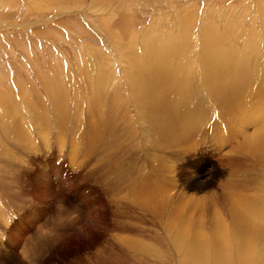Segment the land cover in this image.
Segmentation results:
<instances>
[{"label":"rangeland","instance_id":"rangeland-1","mask_svg":"<svg viewBox=\"0 0 264 264\" xmlns=\"http://www.w3.org/2000/svg\"><path fill=\"white\" fill-rule=\"evenodd\" d=\"M67 1L0 0V264H109L111 257L101 255L98 250L106 249L112 241L118 242L122 239L125 241L119 244L128 247L126 248L128 253H133L134 250L129 242L137 240L150 244L153 241L151 236L157 232L163 233V236L157 235L160 237V241L157 242L162 249L157 245L153 248H159L157 251H161V254L157 253V256L165 258V261L156 262L157 259H154L152 250L145 254V257L150 261L145 264H155V262L157 264H183L185 250L180 252L178 248L172 245V242L166 238L168 237L167 229L160 231L163 228L159 225L163 223L164 218L163 212L159 213L161 207H158L156 202L165 203L166 198L163 194L166 195L165 192L168 191L167 193H169L172 188L180 186V183L175 181L179 177L177 176L179 172H183L185 176L189 170L198 166L200 169L204 168L202 171L204 174L208 169L206 164L209 160L213 161L211 170L221 166L226 172L224 176L217 178L216 187L206 188L210 194L217 193L223 197L217 205L219 207L215 210V207L208 206L211 202H197L202 204V206L198 205L201 208L197 205L196 207L191 206L190 209L184 210L186 214L183 213V216L186 218L191 216L193 222L202 218L203 223L200 221L198 225L194 224L196 226L191 224V228H195V234L198 233L196 231L197 226L203 232L213 233L216 223L215 219H212L213 214L222 205L219 212L228 224L225 226L228 229L226 230L228 235L224 234L226 238L222 239V244L219 246V250L222 251L220 253L224 254L225 257L228 255L223 264H242L239 261V256H237V253L240 255L241 251L237 247L236 235L231 230V223L234 222L235 217L230 215V213L232 214L233 200L228 193L237 191L238 188L233 189V187L244 181L247 185L249 184L248 193L261 196V199L264 197V193L254 192L256 187H260V190L264 191L261 187L264 176V157L259 150L253 148L264 143L263 135H261L262 137L255 135L264 130V128L260 129L261 126H264V84L254 83V77L259 73L255 68L256 66L252 65L254 61L249 64L251 69L248 66L245 68L247 69L246 72L249 73L247 80L240 76V71L237 72L239 74L238 79L234 77L231 78V81L227 80L234 84L233 88L237 89L234 90L235 92L232 90L231 92L226 91L225 94L219 92V90L223 91L226 85L224 87L212 86L214 81H210L212 84L210 87L213 90L208 88V85H204L207 89L206 95L213 99L210 98L212 102L216 103V109L219 107V113L221 114L220 107H223L222 109L226 114L225 116L219 115L222 117L219 122L216 120L218 129L214 132L215 136L203 138L204 132L208 131L207 128L200 137L198 134L194 136L193 122L195 120L192 119L191 112L195 105H191L192 107L189 109L186 107L188 110L187 123L179 131L176 129V132L170 131L168 134L166 132L161 134L156 131L155 145L157 150L161 149L159 153H166V157L177 156L173 155L175 153L179 154L182 161L181 166L183 168L189 166V170L175 172L177 168L182 167H178L174 163L170 164L171 159L168 161V158L164 160L163 157L154 161L152 156L150 161L153 164H139L138 166L147 167L146 169L151 170V175L164 184V187L154 196H146L144 200L131 199L127 191H130L133 186L129 187L125 181L123 182L127 187H123V192H117L112 196V192L103 178L107 177L109 183L118 179L120 162L117 163V159H121L124 153L115 150V153L111 154L113 156L109 157L108 149L105 147L99 148L97 151L91 149L93 147L91 142L98 145L102 139L91 137L87 133L89 127L85 114L93 106L91 100L94 99L93 92L95 91L94 88L96 89L94 86L98 82V84L103 85L105 80L107 82L103 85L104 89H106V85L111 89L108 87V91L104 92L103 90L100 95L102 94L104 97L101 95L102 97H97L98 100H102L101 102L104 103L106 97L105 101H110L108 108L137 107L134 102L137 89L134 88L135 82H133L136 77L132 81L131 73L127 70L126 61L129 56V54L126 56L127 49L132 51L128 53H138L139 60H143L146 69L149 68L147 69L148 75H151L152 71L155 70L153 66L154 57L145 55V47L152 41L161 47H164L165 43H167L165 45L167 48H172L174 45L176 49L174 50L179 53L174 55L175 52L173 51V56L170 55L172 56L171 59L177 63L182 58L186 64L192 58V67L194 68L199 61V67L201 68L200 64L203 67L204 59L210 56L211 60L220 61L219 58L216 59L217 56L227 52L228 49L243 50L242 52L246 50L245 53H259L261 49H264V0ZM101 10L109 16L103 15ZM205 28H210V32L214 30L212 33L215 36L213 42L215 41L216 46L220 47L216 50L215 57L202 45L209 38V36L205 37L204 35ZM161 39L163 41L160 43ZM156 62L154 61L155 64ZM92 66L94 67L92 68ZM255 69L258 73L254 71ZM194 72L196 73V70ZM201 72L203 73L202 68ZM105 77L107 78L104 80ZM94 78L95 81H93ZM238 83L239 87L237 86ZM174 84L171 88L172 91L169 92L163 87V91H166L163 92V100L167 101L174 98L169 96L177 89ZM209 89L211 90L209 91ZM52 91L62 95L60 97L67 101V103L65 102L67 107L70 104L71 107L69 106L68 111H75L77 108L75 112H79V121L72 119L71 124L69 122L66 124L58 119L50 126L48 125L49 121L45 120V116L38 119L32 117L36 122L35 128H32L35 131L28 132L30 129L27 127V130L21 132L20 129L12 127L15 120L16 122L21 120L20 114L32 113L34 109H38L41 101L48 105L47 112L58 110L57 105L55 110L50 103V100L55 102L53 100L55 94L50 99L47 96ZM36 95L37 97H35ZM159 96L160 94L156 95L155 98L159 100ZM158 100H156L157 105H162V102ZM245 100L249 101L246 102ZM176 101L180 102L181 97ZM73 103L75 106L78 104V106L73 107ZM167 115H171L176 125L178 120L175 121L172 107H170V113ZM236 117L239 119L235 120ZM231 118L233 121H229ZM27 120L32 122L30 118L25 119L27 125L30 123ZM211 121L209 119L211 125L213 122L216 123V121ZM204 126L206 127L205 124ZM102 132L101 129L99 134L102 135ZM225 132L227 133L225 134ZM263 133L264 131L261 132V134ZM27 135L29 137H26ZM247 135L248 139L245 138ZM190 136L191 138L194 136V141L189 145ZM254 137L256 138L252 143L251 140ZM161 141L163 143H160ZM185 143H188L189 147ZM25 144L27 145L25 146ZM120 144L121 141L117 142L116 147L119 148ZM194 144L195 147H193ZM251 144L254 146L251 147ZM179 148L184 151V157L181 156L182 151L177 153ZM252 149L255 151L252 152ZM190 153L192 154L189 155ZM198 153L199 155H207L209 160L199 158ZM146 158L148 159V157ZM155 162L160 163V165L167 162L166 166L169 167V171H163L162 167L154 165ZM116 164H118V169H116ZM107 166H113V170L107 169ZM254 168L257 171L260 169L258 171L260 174L256 171L254 173ZM47 172L50 173L48 181L43 183L44 176L42 173ZM147 172H143L140 177L146 175ZM204 175L214 177L215 172L212 171ZM251 175H254V182L248 183ZM228 179H233L230 185L225 184L228 183ZM48 187H52V190H49ZM167 187L169 188L167 189ZM179 189H175L170 196L174 197ZM198 192V196L204 195L201 191L190 190L188 187L182 196L189 202L194 193ZM125 194L127 195V198L124 199L126 202L120 201ZM95 197L98 200H95ZM178 199L180 198L174 199L173 209H177L179 206L182 209L181 205L186 202L183 200L179 203ZM119 203L122 205L119 206ZM94 204L101 206V212L103 211L101 213L102 219H99L97 223V225H104L106 229L103 237L100 234H94L91 229L92 219H89L91 214L88 209L91 210ZM147 204L151 207L144 206ZM153 206L156 207L153 209ZM259 206L258 212L261 214L263 210L262 214L258 218L252 215L253 219L246 222V226H249L251 230L253 227L255 234L258 235L254 234V237L251 236V240L249 239L248 243H245V245L248 244L250 250L253 249L251 252L254 254L248 259V264H261L259 257L264 255V244L262 245L264 242L261 243L259 237L262 233L264 236V200L262 204L260 202ZM172 207H169L171 210L168 209L173 211ZM253 209L249 211L250 214ZM122 210H127V212L121 213ZM140 214L152 218L153 221L150 223L144 221ZM206 219L207 221H205ZM159 221L161 223H158ZM117 225L118 229H116ZM189 225H187L188 228ZM198 228L197 230H199ZM176 229L177 227H175ZM183 230L185 229L183 228ZM214 240L216 239H212V241ZM38 243H41L39 247L42 248L43 246L42 253H36L39 251V247L36 249L34 246ZM168 243L171 245V249L168 248ZM256 245L259 247L258 250L261 249L260 253L258 250L254 251ZM211 248L216 250L214 244ZM224 248L225 250H223ZM26 251L28 258L24 253ZM132 256L131 259L138 260L137 254ZM210 257L215 256L210 255ZM214 262L211 260L209 264H216Z\"/></svg>","mask_w":264,"mask_h":264},{"label":"bare ground","instance_id":"bare-ground-1","mask_svg":"<svg viewBox=\"0 0 264 264\" xmlns=\"http://www.w3.org/2000/svg\"><path fill=\"white\" fill-rule=\"evenodd\" d=\"M102 1L104 2V1H114V0H102ZM101 11H103V10H101ZM107 12H108V10H107ZM102 13H103V15L104 14L108 15L106 12L104 13V11ZM165 24H166V22H165ZM204 30L207 31V32L206 31L204 32L205 37L209 36V38H208V40H205L206 42H204V44H202V45H204L203 47L209 53H211L212 56L214 54V57H215V52H217L216 50H218L220 47H218V45L216 46L215 41L213 42V38L215 39V36L212 35V33H214V30L212 32H210V28H208V29L205 28ZM147 31H148V29H147ZM114 39L116 40V38H114ZM118 40H119V38H118ZM162 41H163V39H161L159 42L161 43ZM118 42L120 43V41H118ZM261 42L263 43V41H261ZM116 44H118V43H116ZM166 44L167 43H165V45ZM122 45H123V43H122ZM165 45H164V47H161L159 44H154V41H152L151 44H149L148 46L145 47L146 48L145 55L147 57L148 56L154 57L153 58L154 61H157L156 64L153 61V64H154L153 66H154L155 70L152 71L151 75H148L147 69H149V68L146 69L145 64H143V62H142L143 60L142 61L139 60L138 53H136V52L135 53L133 52L134 54L128 53L130 50H128V49L126 50V56L129 54V56L127 57V61H126L127 70H129V72L131 73L130 76H131L132 81H133V78L136 77V79H134L135 81H133V82L138 83V84L134 83V88L137 89V91L135 93L136 99L134 102L136 103L137 107H120V108H110L109 107L108 108V106H110V104L108 102H110V101H108V102H107V100L105 101L106 97L104 98V103L101 102L102 100L101 101L98 100L97 97L102 95V94L100 95V93L103 90H104V92L106 90L108 91L107 88L109 86L106 85V87H105L106 89H104V87H103V85L107 82V80H105L107 77L103 78L105 80L103 85L101 83L98 84L99 83L98 82V83H96V86H94V87H96V89L94 88L95 91L93 92V95H94L93 98L94 99L90 98V99H93V100H91L93 106H91L92 109L90 107V109H88L87 113L85 114V116L88 120V127H89V130H87V133H89V135L91 137H100V139H102V142H100L98 145L91 142V145L93 146L91 149H96V151H97L99 148L105 147L108 149L107 151L109 153H107V154L109 157L113 156V155L111 156V154H114L115 150L116 151L120 150V152L123 151V153H124L121 159H119V158L117 159L118 160L117 163L120 162V164H119L120 169L117 168L118 164H116V169L119 170L118 179L110 181V183H109L107 177L103 178V179H105L106 185H108L109 190L112 192V196L115 195L117 192H123V190H124L123 187H127V185L123 181L127 182L129 187H131V185L133 186V187H131L130 191H127V194L131 197V199H135L136 201L144 200L146 198V196L152 197L156 194V192L160 191L164 187V184L161 182V180H157L156 178H154L151 175L152 174L151 170L146 169L147 167L142 168L138 165L141 163H144L145 165L153 164L150 161L151 157L153 156L154 161H155V159H160L161 157H163L164 160H165V158H168V161L171 159V161L169 162L170 164L174 163L178 167L181 166L182 161L180 160L181 157L179 158V154L175 153L173 155H177V156H174V157L171 156L172 157L171 158V157H166V153L165 154L159 153L161 149H159V150L156 149L157 147L155 145V139H156L155 133L157 131L161 134H163L164 132H166L168 134V133H170V131L176 132V129L179 131L182 126H185L187 123V118H188L187 117L188 110L186 107H188V109H189V107H192L191 105H193V106L195 105V108L199 107L198 109L194 108V110L191 112V117L193 120H195L193 122V125H194L193 134H194V136H197L195 134H198L200 137V135L206 130V128L208 131L204 132L205 134H204L203 138H205V136L214 135L215 130L218 129L217 123L219 122V119L222 118L220 116H223V115L225 116L226 114H225V111L222 109L223 107L222 108L220 107L221 114L219 113V110H218L219 107L216 109V107H217L216 103L212 102L213 99L206 95L207 92H205V91H207V89L204 87V85H208V88L212 89V87H210L212 85L210 83V81H214V85H212V86L224 87L226 85L223 88V91L219 90V92H224V94H225L226 91L227 92L228 91L231 92V90L234 91L236 89L235 87L233 88L234 84L228 82L227 80L231 81V78H234V77L238 79V77H239V74H237L238 71H240V73H241L240 76H243L245 78V80H247V78L249 77V73L246 72L247 69H245V68H247V66L249 67V64H252V63H250L251 61H254L252 65L256 66L255 68H257V71L259 72L258 73L256 71V69L254 70L258 73V75H256V77H254V83L257 82L260 85L264 84L263 83L264 82V49H261L259 51V53H253V52L245 53L246 50H244V52H242L243 50H237L236 49V51H235L234 48L230 49V50L228 49L227 52L218 55L219 57L217 56L216 59L219 58L220 61L211 60L212 59L211 56L208 58H205L203 67L200 64L201 68L203 69V73H202L201 68L199 67L200 61L198 62V64L196 63V66H195L198 70L196 68L192 67V61H191L192 58H190L191 60H189L186 64L184 63V60L182 58L179 59V62L176 61L177 63H175V61L173 59H171V57L173 56V51L175 52L174 55L178 54L179 52L175 51L176 49H175L174 45L172 46V48L168 47L171 49H168L167 46H165ZM118 48H120V47H118ZM122 48H120V49H122ZM228 48H230V47H228ZM130 52H132V51H130ZM131 54H133L132 57H130ZM170 55H172V56H170ZM155 58L162 59V60H156ZM185 65H187V66H185ZM215 66L217 67V69H215L216 68ZM93 67L94 66H92V68ZM195 70H196V73L194 72ZM243 70H245V71H243ZM125 74H126V72H125ZM252 75H255V73L254 74L252 73ZM98 79H100V78H98ZM97 80H96V82H97ZM245 80H244V82H245ZM93 81H95V78ZM173 83H175L174 85H175V87H177V89L175 88L176 91L172 92L169 95L170 97H174V98H172V100L170 99L171 102H169L170 100H167L168 101L167 102L166 100H163V97H164L163 96L164 95L163 94V92H164L163 87H165L166 91L169 92L171 90V88H173ZM226 83L230 84V86H228V84H226ZM252 83H253V80H252ZM97 84L101 87H99ZM238 85H239V83L237 84V86ZM235 86H236V84H235ZM141 87L143 88L142 90H141ZM109 89H111V87H109ZM211 89H209V91ZM252 89H251V91H252ZM131 90H132V88H131ZM78 92H79V90H78ZM54 94H55V91H52L49 94H47V96L50 99L51 96ZM158 94H160L159 100L155 98V96ZM209 94H211V93L209 92ZM60 96H62V95L60 93H57V94H55V96L53 98V100L55 102L50 100V103H51V105H53V108L55 110H56L55 106L56 105L58 106L57 107L58 110H56L55 112H47V106L48 105L44 104V102L41 101L40 104L38 103L40 105L38 107V109H34L32 111V113H29V112L26 113L25 112V113L20 114L21 120L17 121V122L15 120L14 126H12V127H14L15 129H20L21 132H23V130H27V127H28L30 129L28 132H32L34 130V129L32 130V128H35L34 124L36 123L33 120L34 118H32V117H35L36 119H38L39 117L44 118V116H45L46 117L45 120L49 121L48 125H50V126L53 122H56V120H58V119H61L66 124H67V122L70 123L72 121V119L74 121H79V117H78L79 112H75L77 110V108L75 109V111H73V110L68 111L71 107L70 104H69L70 107L69 106L67 107V105L65 104V102L67 103V101L63 100ZM166 96H167V94H166ZM214 96H215V94H214ZM35 97H37V95ZM108 97H109V95H108ZM179 97H181L180 102L176 101L177 99H179ZM112 99H113V97H112ZM156 100L162 102V105H157L158 102H156ZM72 101H73V99H72ZM245 101L248 102L249 100H245ZM114 102H116V101H114ZM225 103H226V101H225ZM87 104L89 106L88 102H87ZM72 105H74L73 107L78 106V104L75 106L74 103ZM138 105H141V106H138ZM103 106H105V107L103 108ZM170 107H172V110H174L175 121L178 120L176 125L174 123L173 118H171V115H173V114H171L170 116L167 115L170 113ZM184 110H186V111H184ZM228 110H230V109H228ZM81 117H83V116L81 115ZM29 118L32 120V122L27 120V122H30L27 125L24 120L29 119ZM80 119H83V118H80ZM209 119H210V121L211 120H213V121L217 120L218 122L217 121H216V123L213 122L212 123L213 126H212L211 123H209ZM237 119H239V117L235 118V120H237ZM229 121H233V118H231ZM204 124L206 125V127L204 126ZM202 125H203V127H202ZM262 128H264V126L260 127V129H262ZM101 129L103 130V132L101 133L102 135L99 134V131ZM223 129H225V128H223ZM16 131H18V130H16ZM262 131H264V130H261V132ZM77 132H78V130H77ZM261 132L259 131L255 135L258 137L261 135L264 136V133L261 134ZM226 133L227 132H225V134ZM245 133H246V131H245ZM217 134H218V132H217ZM75 135H77V134H75ZM19 136H21V135H19ZM194 136L192 138H191V136L189 137V139H188L189 145L192 144V142L194 141L193 140ZM26 137H29V136L27 135ZM245 138L248 139L249 138L248 135ZM255 138L256 137H254L251 140L252 143L255 140ZM258 139H262V138H258ZM179 140H180V138H179ZM31 141H32V139H31ZM93 141H95V138H93ZM120 141H121V144H120L119 148H117L116 147L117 142H120ZM176 141L178 142L177 138H176ZM164 142H165V139H164ZM160 143H163V142L161 141ZM185 144L188 145V143H185ZM26 145L27 144H25V146ZM189 145H188V147H189ZM250 146L253 147L254 144H251ZM193 147H195V144L193 145ZM253 148L256 150H259L260 154L263 155V157H264V143H260L259 145L255 146ZM254 149H252V152ZM180 151H182V150L179 148V151H177V153ZM195 151H197V150H195ZM191 154L192 153H190L189 155H191ZM183 155H184V151H182L181 156L184 157ZM198 155H199V153H198ZM146 157H148V159ZM237 157H239V156H237ZM199 158H201V159L206 158V160H209L208 156L205 154L199 155ZM189 160H191V159L189 158ZM253 160H254V158H253ZM166 164H167V162L164 164H161V165L158 162L154 163V165L162 167L163 171H169L168 170L169 167H167ZM212 165H213V161L209 160L206 164V166H208V169L204 174H207V173H210L213 171V172H215L214 177H212V176L206 177L202 173V171H204V168L200 169V168H198V166H196L195 169H191V170H189V166H187L186 168H183L182 166H181L182 168H180V167L177 168L178 171L176 169L175 172L183 171L185 169H187V171L188 170L189 171H188L187 175L185 174V176H184L183 172H179V174L177 175L179 177L177 179L175 178L176 179L175 181H178V183H180V186L178 184L179 187L172 188V190L169 193H167L168 191L165 192L166 195L163 194V196L166 198L165 203L161 204V203H158L160 201L156 202V205L158 207H161V209L159 210V213L163 212L162 216L164 218V220H163L164 224L161 223L160 221L158 222V223H161L159 226L161 228H163L162 230L160 229V231H164V229H167L166 233H167L168 237H166V238H168L172 242V245L175 246L176 248H178L180 250V252L185 250L184 251L185 256H184V258L182 257L183 258V262H182L183 264H209V261H211V260H214L216 262V264H223L226 261V259L228 258V255L225 257L224 254L222 255V253H220L222 251L219 250V248H220L219 246L222 244L221 242L224 240V238H226V235H224V234L226 233L228 235V233H227L228 231H226L228 229L225 227L228 224H227L226 220L222 217L221 213L219 212V211H221L220 209H221L222 205L220 206V209L217 210V212L214 211V214H213L214 217L212 219H215L214 221H216V223L214 222L215 223L214 224L215 229L213 230V233L207 232V231H205V232H207V233H205V232L201 231L202 229L198 228L199 226H197L196 231H198V233L196 232L197 234H195V232H194L195 228L193 227L194 229H192L191 224L198 225L200 221L203 223L202 218H201V220L198 219L195 222H193L194 220H192L191 216H189L187 218L183 216V213H185L184 210H186L187 208H189L191 206L196 207V205H197V207L201 208L202 204H198L197 202H199V203H201V202L204 203L206 201L208 203L211 202V204H209L208 206L215 207V210L217 207H219L217 205L220 203L219 201H221V199L223 197H220L217 193L210 194L209 190H207L206 188H211V187L213 188L216 185L215 181L218 180L217 178H221L222 176L225 175L226 172L224 169H222L221 166H220V168H213L211 170V168L213 167ZM112 167L107 166V169L113 170ZM174 168H176V167H174ZM145 171H148L147 174L140 177V175ZM255 171L258 172V171H260V169L257 171L254 168L253 172L255 173ZM49 174H50L49 172L44 173V174L42 173V175L44 176L42 179V180H44L43 183H46L48 181ZM258 174H260V173L258 172ZM169 176H170V174H169ZM230 177H232V176H230ZM253 178H254V175L253 176L251 175L248 183L254 182ZM173 180H174V178H173ZM232 180L233 179H228L227 180L228 183H225V184L230 185ZM170 182H172V181H170ZM248 185L246 182L241 181L239 183V185L233 187V189L235 187L238 188L237 191L232 192L231 191L232 188H231V190H230L231 192L228 193V195H230V198L233 200L232 214L230 213V215L231 216L234 215V217H235V219L233 220L234 222L231 221L232 222L231 223V225H232L231 230L236 235L237 247H238V250L241 251L239 253L240 255H238V253H237V256H239V261L242 264H248L249 263L248 259L254 255L253 252H251V250H253V249L250 250L248 247V244L245 245V243L247 241H249V239L251 240V236L254 237V234H255L254 228L252 227L253 230H251L249 228V226H246L247 225L246 222H248L249 219H251V220L253 219L252 215L254 217L256 216V218H258L262 214L263 210L261 209L262 211L260 214L258 212V209L260 208V206H259L260 202L262 204V201L264 200V197H262V199H261L260 198L261 196H257L256 194L251 195L250 192L248 193V191H247ZM188 187L190 188V190L195 189V190H199L201 192L203 190H205L202 192V193H204V195L198 196L199 192L194 193V195L192 194L193 198H190V200L188 202V199L186 200L182 196V194L187 191ZM224 187H225V185H224ZM261 187H262V189H264V176L262 178ZM48 188H49V190H52L51 189L52 187H48ZM168 188L169 187H167V189ZM177 188L178 189L180 188L179 191L176 192V195L174 197L173 196L171 197L170 195ZM224 189L227 190L229 188H224ZM206 190L208 191V193ZM254 192H257L259 194L264 193L263 190H260V187L254 188ZM99 198H100V196H99ZM126 198H127V195L125 194V196H123V198L120 199V201H125L124 199H126ZM176 198H180V199H178L179 203L183 200H186V202L181 205V207H183L182 209L179 208L180 206L177 209H173L172 206H173L174 201H175L174 199H176ZM95 200H98V199L96 198ZM227 201L229 203V200H227ZM122 203H119V206H121ZM90 205H92V204H90ZM159 205H162V206H159ZM198 205H201V206H198ZM144 206L151 207V205H149V204L144 205ZM168 206L172 207L173 211H170L171 209ZM205 206H207V204H205ZM89 207H91V206H89ZM155 207L156 206H153L152 208L154 209ZM107 208H108V206H107ZM118 208H120V207H118ZM252 208H254V209L250 214L249 211ZM88 210L91 214V215L89 214L90 215L89 219H92V221L90 220L91 221L90 225H92V228H91L92 232L94 234L95 233L100 234L103 237L104 236L103 234L106 231V229H105L104 225H101V224L97 225V223L99 222L98 220L102 219L101 213L103 211L101 212V206H97L96 204H94L93 208H91V210L89 208ZM125 212H127V210L121 211V213H125ZM73 213H76V212H73ZM74 216H75V214H74ZM138 216H139V214H138ZM140 217L144 221H148L149 223H150V221L151 222L153 221L152 218L147 217L144 214H140ZM94 218H95V220H93ZM155 218L159 219L158 217H155ZM165 220H167V221H165ZM205 221H207V219ZM263 223H264V214H263ZM188 224H190L189 228L187 226ZM196 225H194V226H196ZM175 227H177L176 230H175ZM183 228L185 230H183ZM197 228L199 230H197ZM116 229H118V225H117ZM160 233L157 232V234H155L154 236H151L152 238L150 237L153 240L152 243H150V244L149 243L145 244V243L139 242L137 240H132L131 242H129L130 245L132 246L133 250H134L133 253H128V250L126 249L128 247L122 246L121 244H119V243H123L125 241L122 239H120L118 242L116 240H115L116 242L112 241L109 244L108 248H106V249L101 248L102 250H98V252L101 255L111 257L109 264H145V263L150 262L147 259V257H145V254H147L153 250L154 259H157L156 262H163V261H165V258H163V257L161 258V256H157L158 255L157 253L161 254L160 253L161 251H157L160 248L159 244L157 242V241H160V237H158L157 235L163 236V233L162 232H160ZM258 233H260V231ZM213 234H214V236H213ZM59 236H61V235H59ZM256 236H258V235H256ZM114 237H116V236H114ZM259 237L261 239V243H262V241L264 242L263 233ZM259 237H257V238H259ZM214 238L216 240L212 241V239H214ZM251 242L253 244V241H251ZM40 244L38 243L34 247L37 249L40 246ZM212 244H214L216 250L211 248ZM263 244L264 243H262V245ZM156 245L159 248H153ZM168 248L171 249V245H169V243H168ZM233 248H234V246H233ZM258 248L259 247L256 245L254 248V251L256 252L258 250ZM160 249H162V248H160ZM38 250L39 251L36 253H42L43 252V246H42V248L39 247ZM208 250H209V253H208ZM223 250H225V248ZM234 250H235V248H234ZM260 251H261V249L258 250L259 253H260ZM24 253L26 254L27 251ZM27 254H26V257L28 256ZM136 254H137L138 260L131 259V257H133L132 255L135 256ZM210 255H214L215 257L211 258ZM105 256H103L104 259H106ZM260 257H259V259L261 261V264H264V255H261ZM156 262H155V264H157Z\"/></svg>","mask_w":264,"mask_h":264}]
</instances>
